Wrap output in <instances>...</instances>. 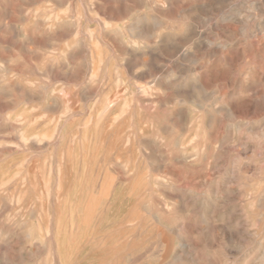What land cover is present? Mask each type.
I'll list each match as a JSON object with an SVG mask.
<instances>
[{
  "label": "rangeland",
  "instance_id": "1",
  "mask_svg": "<svg viewBox=\"0 0 264 264\" xmlns=\"http://www.w3.org/2000/svg\"><path fill=\"white\" fill-rule=\"evenodd\" d=\"M44 1L0 0V185L3 183L0 187V264H172L174 258L178 259V254L180 261L175 259L177 263L174 260V264H244L245 261L246 264H253L255 261L257 264L256 258L263 256L264 259V0H80L81 3L79 0H50L49 3H43ZM47 4H51L50 7ZM41 5L49 10L57 8L54 12L61 13L59 24H43L39 21ZM88 8L90 11L93 9V14H89L91 12ZM123 10L127 12V17L122 14ZM86 11L89 13L85 15ZM98 18L102 21L100 27L103 25L104 28H97ZM226 18L227 21H223ZM136 22L143 31L146 28V35L142 38L131 34L132 37L128 39L142 46V52L132 51L124 42L130 36L127 31L131 26H136ZM83 26L88 29L84 30ZM115 27L124 29L123 37L113 30ZM97 30V37L92 36ZM158 33L161 34L160 37ZM78 35L77 41L75 38L78 39ZM110 40L113 44L111 46ZM87 43L93 45L88 48ZM125 47L128 50L126 53ZM50 48H54V52ZM56 48L58 51H55ZM121 52L124 54L121 55ZM147 52L152 55L146 54ZM113 54L119 57L118 61ZM85 55H89L87 59L90 61L87 62ZM94 58L95 61L98 58L101 60L98 73L93 71ZM107 59L110 62L107 63ZM44 63L47 69L43 68ZM126 63L131 65L127 64L128 67ZM81 65L86 68L82 70L84 74L80 71ZM123 69L127 70L124 72ZM108 73L113 76L110 85L106 82ZM131 73L138 74L139 78L141 74L146 76L138 79V75L132 76ZM92 74L97 77L96 81L103 83L102 87L100 83L93 82L95 79L91 78ZM125 74H128V79ZM43 78H47V82ZM67 80L73 81L77 89ZM171 81L179 82L172 84ZM138 82L146 86V94L143 96L138 94L137 88L144 85L140 86ZM85 85L88 86V91ZM82 92L83 95L79 97ZM52 98L55 99L52 101ZM115 99H118V105ZM135 99L139 101H134ZM97 100L101 101L100 105H97ZM53 102L58 107L55 105L54 108ZM198 102L202 104H197ZM108 103L111 104L105 110ZM203 105L207 112L202 110ZM123 115L124 121L121 118ZM113 117L115 121L112 120ZM115 125L120 126L117 128ZM128 133L133 137L131 134L128 136ZM130 135L132 138H129ZM134 136L136 140L133 139ZM108 137H111L109 141ZM124 137H127L126 141ZM102 142L104 145L114 146H110L109 150V146L105 148ZM117 142H126L123 145L126 146L125 150ZM115 148L116 152H113ZM118 149H121L120 152L123 150V153L117 152ZM183 152L188 157L186 160L182 156ZM136 164L139 168L134 167ZM134 168L137 178L132 177ZM25 171L27 178H24ZM97 171L103 180L97 177ZM111 173L114 174L113 179L118 177V181H111ZM105 174H109L110 178L105 179ZM145 176L150 179L147 177L145 180ZM130 179L131 184L128 182ZM134 179L136 182L133 183ZM100 181L104 182L105 187ZM140 182L143 186L139 185ZM61 184L64 186L63 190ZM97 185L100 189H108L110 186L108 198L106 190H99ZM143 189L145 191L141 192ZM96 190L101 193L98 194ZM72 192L74 197L71 199ZM90 198H102L99 200L100 204L97 203L98 199H93L96 203V211L92 209L91 212L93 215L95 213L93 220L92 217L89 218L93 216L89 211L85 213L87 208L83 209ZM93 200H90V208H94L91 207ZM73 205L76 223L71 231ZM131 206H135L134 210ZM98 212L104 214L98 215ZM84 214L89 215L86 218L90 219V223L82 218ZM150 215L153 220L155 217L158 219L156 224L154 221L151 223ZM136 216V220L139 218L140 221H135ZM127 218L131 221H127ZM82 219L85 220V226L80 229L78 222ZM141 220L147 222L144 224ZM139 222L141 223L137 225ZM120 224L125 227L121 225V229L118 227ZM132 224L134 228L131 227ZM141 224L144 226L140 227ZM80 232H85L87 236L81 241L77 238ZM172 241L183 245L173 249V245L169 244ZM77 242L80 245L85 242L83 247L86 246V250L80 249L82 255L78 251H70ZM181 259L185 262L182 263Z\"/></svg>",
  "mask_w": 264,
  "mask_h": 264
},
{
  "label": "bare ground",
  "instance_id": "2",
  "mask_svg": "<svg viewBox=\"0 0 264 264\" xmlns=\"http://www.w3.org/2000/svg\"><path fill=\"white\" fill-rule=\"evenodd\" d=\"M53 1H54V0H53ZM75 1H77V0H75ZM86 1H87V0H86ZM92 1H93V0H92ZM49 2H50V0H48V1L45 0L43 3H49ZM78 2L81 3L80 0H79ZM84 2H85V1H84ZM137 2H138V1H137ZM137 2H136V3H137ZM142 2H143V0H142ZM218 2H219V1H218ZM82 3H83V2H82ZM88 3H89V2H88ZM140 4H142V3L140 2ZM150 4H151V3H150ZM191 4H192V3H191ZM47 5H49V4H47ZM50 5H51V4H50ZM50 5H49V7H50ZM87 5H88V4H87ZM98 6H99V5H98ZM98 6H97V7H98ZM93 7H94V5H93ZM97 7H96V9H95L96 11H97ZM99 7H100V6H99ZM200 7H201V6H200ZM53 8H54V7H52V9H53ZM159 8H160V7H159ZM180 8H181V7H180ZM26 9H27V8H26ZM28 9H29V8H28ZM39 9L41 10V11H40V16H39V21H40V22H42L43 24L51 23L52 25H54V24H59V23H58V20L60 19L59 16H61V15H60L61 13H60V14L58 13V14H59V15H58L57 13L54 12V11H56L57 8H55V10H54V9H53V10H49V9L46 8V6L42 7V5H41V8H39ZM89 9H90V8H88V10H89ZM125 9H126V8H125ZM182 9H183V8H182ZM229 9H230V8H229ZM60 10H61V9H60ZM98 10H99V9H98ZM126 10H128V9H126ZM183 10H184V9H183ZM186 10H187V9H186ZM190 10H191V9H190ZM83 11H84V10H83ZM89 11H90V10H89ZM89 11H88V12H87V11L84 12L85 15H86V13H89ZM179 11H180V10H179ZM38 12H39V11H38ZM90 12H91V13H89V14H93V13H92V12H93V9H92V11H90ZM235 12H236V11H235ZM237 12H238V11H237ZM237 12H236V13H237ZM84 13H83V14H84ZM94 13H96V12H94ZM125 13H127V12H124V10H123V13H122V14H123L125 17H127V16L125 15ZM219 13H220V12H219ZM233 13H234V12H233ZM65 14H66V13H65ZM83 14H82V16H83ZM129 14H131V12H130ZM129 14H128V15H129ZM95 15H97V14H95ZM229 15H230V14H229ZM64 16H65V15H64ZM70 16H71V15H70ZM72 16H74V15H72ZM124 16H123V17H124ZM145 16H146V15H145ZM147 16H149V15H147ZM227 16H228V15H227ZM76 17H78V16H76ZM86 17H88V16H86ZM86 17H85V18H86ZM90 17H91V16H90ZM97 17H98V16H97ZM97 17H96V18H97ZM188 17H189V16H188ZM224 17H225V16H224ZM228 17H229V16H228ZM232 17H233V16H232ZM23 18H24V17H23ZM66 18H67V17H66ZM69 18H70V17H69ZM82 18H83V17H82ZM85 18H84V19H85ZM99 18H101V17H99ZM99 18H98V20H99ZM170 18H171V17H170ZM235 18H236V15H235ZM262 18H263V17H262ZM127 19H128V18H127ZM139 19H140V18H139ZM224 19H225V18H224ZM224 19H223V21L226 22V21H227V18H226V20H224ZM232 19H233V18H232ZM232 19H230V20L232 21ZM244 19H245V18H244ZM1 20H2V19H1ZM85 20H86V19H85ZM102 20H103V19H102ZM121 20H122V19H121ZM124 20H125V18H124ZM135 20H137V18H136ZM143 20H144V19H143ZM235 20H236V19H235ZM246 20H247V19H246ZM248 20H249V18H248ZM91 21H92V20H91ZM103 21H104V20H103ZM138 21H139V20H137V22H138ZM231 21H230V22H231ZM249 21H250V20H249ZM86 22H87V21H86ZM88 22H90V21H88ZM95 22H96V21H95ZM99 22H100V23H99ZM99 22H98L99 27H97V26H95V27L101 29V28L103 27V25H101L102 27H100V24H102V23H101L102 21L99 20ZM137 22H136V23H137ZM149 22H150V21H149ZM149 22H148V24H149ZM235 22H237V20H236ZM84 23H85V21H84ZM103 23H104V22H103ZM107 23H108V22H107ZM120 23H121V22H120ZM141 23H142V22H141ZM158 23H159V22H158ZM227 23H229V22H227ZM243 23H246V22H243ZM37 24H38V23H37ZM95 24H96V23H95ZM111 24H112V23H111ZM132 24H133V23H131V25H132ZM258 24H259V23H258ZM38 25L41 26L40 23H39ZM74 25H75V24H74ZM116 25H117V24H116ZM119 25H120V24H119ZM129 25H130V23H129ZM143 25H144V24H143ZM151 25H152V24H151ZM247 25H248V21H247ZM261 25H263V24H261ZM127 26H128V24H127ZM148 26H149V25H148ZM148 26H147V29H148ZM186 26H187V25H186ZM244 26H246V25L244 24ZM78 27H79V26H78ZM80 27H81V26H80ZM104 27H105V26H104ZM104 27H103V28H104ZM109 27H110V26H109ZM125 27H126V26H125ZM128 27H129V26H128ZM152 27H153V26H152ZM158 27H159V26H158ZM188 27H189V26H188ZM70 28H71V27H70ZM73 28H74V27H73ZM86 28H87V27H86ZM86 28H85V29H86ZM97 28H95V29H97ZM150 28H151V26L149 27V29H150ZM242 28H243V27H242ZM242 28H241V29H242ZM42 29H44V28H42ZM63 29H64V28H63ZM77 29H78V28H77ZM80 29H81V28H80ZM83 29H84V26H83ZM85 29H84V30H85ZM87 29H88V28H87ZM95 29H94V30H95ZM110 29H112V28H110ZM262 29H263V31H264V28H262ZM49 30L51 31L50 28H49ZM70 30H72V29H70ZM74 30H75V29H74ZM78 30H79V29H78ZM84 30H83V31H84ZM104 30H105V29H104ZM104 30H103L102 32H105ZM113 30H114L116 33L121 34L122 37L124 36V34L122 33L124 29H120L119 27H115ZM125 30H126V29H125ZM155 30H156V28H155ZM244 30H246V28H245ZM248 30H249V29H248ZM257 30H258V27H257ZM80 31H82V30H80ZM99 31H100V30H99ZM126 31H127V30H126ZM241 31H242V30H241ZM46 32H47V31H46ZM86 32H87V31H86ZM88 32H89V30H88ZM127 32H130V36L127 37V40H124L126 47H129L130 49H132V51L141 50V52H142V46H138L137 43H135L133 40H129V39H130V37H132L131 34L143 38V37L146 35V28H145V30L143 31L142 28H141V26L137 23L136 26H131ZM127 32L125 33L126 35H127ZM242 32H243V31H242ZM242 32H241V34H242ZM245 32H246V31H245ZM248 32H249V31H248ZM72 33H74L73 30H72ZM78 33L80 34V32H78ZM97 33H98V30L96 31L95 35H92V34H91V35H92V36H96ZM109 33H110V31H109ZM151 33H152V31H151ZM243 33H244V32H243ZM46 34H48V32H47ZM84 34H85V33H84ZM147 34H148V36H150L149 33H147ZM162 34H163V33H162ZM167 34H168V33H167ZM170 34H172V33H170ZM178 34H179V33H178ZM74 35H75V34H74ZM74 35H73V36H74ZM97 35H98V34H97ZM104 35H105V34H104ZM160 35H161V34L158 33V36H159V37H160ZM175 35H176V34H175ZM58 36H59V35H58ZM75 36H76V35H75ZM111 36H112V35H111ZM113 36H114V35H113ZM115 36H116V35H115ZM166 36H167V35H166ZM168 36H169V35H168ZM198 36H199V35H198ZM51 37H52V36H51ZM66 37H67V36H66ZM96 37H97V36H96ZM96 37H93V38H94V39H97ZM108 37H110V35L107 36V39L109 40ZM122 37H121V38H122ZM98 38H99V37H98ZM128 38H129V39H128ZM135 38H136V37H135ZM75 39L78 41V40H79V35H78V39H77V38H75ZM104 39H105V38H104ZM107 39H106V40H107ZM114 39H115V38H114ZM124 39H125V38H124ZM154 39L156 40L155 37H154ZM73 40H74V39H73ZM76 40H75V41H76ZM166 40H167V39H166ZM166 40H165V41H166ZM168 40H169V37H168ZM172 40H173V39H172ZM172 40H171V43L173 42ZM48 41H49V40H48ZM55 41H56V40H55ZM89 41H90V40H88V42H89ZM110 41H111V40H110ZM116 41H117V40H116ZM169 41H170V40H169ZM180 41H181V40H180ZM107 42H109V41H107ZM121 42H122V41H121ZM137 42H138V41H137ZM64 43H65V42H64ZM75 43H76V42H75ZM78 43H79V42H78ZM141 43H142V42H141ZM144 43H145V41H144ZM52 44H53V43H52ZM52 44H50V45H52ZM55 44H56V42H55L53 45H55ZM57 44H58V43H57ZM73 44H74V43H73ZM87 44H88V43H87ZM96 44H97V43H96ZM108 44H109V43H108ZM111 44H112V41H111V43H110V46H111ZM122 44H123V43H122ZM138 44H140V43L138 42ZM145 44H147V43H145ZM173 44H174V43H173ZM202 44H203V43H202ZM230 44H231V43H230ZM53 45H52V46H53ZM89 45L92 46L93 44H90V43H89V44H88V48H89ZM99 45H100V44H99ZM112 45H113V44H112ZM123 45H124V44H123ZM140 45H141V44H140ZM149 45H150V44H149ZM81 46H82V45H81ZM96 46H97V45H96ZM120 46H121V44H120ZM143 46H144V45H143ZM53 47H54V46H53ZM78 47H79V46H78ZM122 47H123V46H122ZM126 47H125V52H124V53H126V51H128V50H126ZM148 47H150V46H148ZM57 48H58V47H57ZM57 48H56L55 51H58V49H59L60 47H59L58 49H57ZM63 48H64V47H63ZM96 48H97V47H96ZM100 48L102 49L101 46H100ZM112 48H113V47H112ZM50 49H52V48H50ZM50 49H49V50H50ZM83 49H84V48H83ZM90 49H92V48L90 47ZM93 49H94V48H93ZM110 49H111V47H110ZM123 49H124V48H123ZM146 49H147V48H146ZM168 49H169V48H168ZM40 50H41V49H40ZM52 50H53V52H54V48H53ZM111 50H112V49H111ZM182 50H183V49H182ZM59 51H61V50H59ZM81 51H82V48H81ZM83 51H84V50H83ZM105 51H106V50H105ZM121 51H122V50H121ZM43 52H45V51L43 50ZM46 52H47V51H46ZM61 52H62V51H61ZM93 52H94V50H93ZM93 52H91V53L93 54ZM114 52H115V50H114ZM129 52H130V51H129ZM129 52H128V53H129ZM138 52H139V51H138ZM150 52H151V51H150ZM158 52H159V51H158ZM204 52H205V51H204ZM210 52H211V51H210ZM48 53H49V51H48ZM97 53H98V52H97ZM97 53H96V54H97ZM124 53L121 52L120 54L122 55V54H124ZM156 53H157V52H156ZM41 54H43V53H41ZM49 54H51V53H49ZM56 54H57V53H56ZM99 54H100V53H99ZM146 54L150 55L151 53L149 54V53L147 52ZM45 55H46V54H45ZM74 55H75V54H74ZM76 55H77V53H76ZM113 55H114V54H113ZM113 55H112V56H113ZM128 55H129V54H128ZM144 55H145V54H144ZM151 55H152V54H151ZM43 56H44V54H43ZM46 56H47V55H46ZM58 56H59V55H58ZM85 56H86V59H87V56H89V55H85ZM99 56H100V55H99ZM103 56H104V55H103ZM114 56H115V55H114ZM124 56H125V55H123V57H124ZM136 56H140V54H139V55L136 54ZM161 56H162V55H161ZM49 57H50V56H49ZM74 57H76V56H74ZM93 57H94V56H93ZM109 57H110V55H109ZM115 57H117V56H115ZM158 57H159V56H158ZM44 58H45V56H44ZM44 58H42V61H43ZM54 58H55V55H54ZM54 58H53V61H54ZM72 58H73V57H72ZM80 58H82V53H81ZM91 58H92V57H91ZM103 58H104V57H103ZM107 58H108V57H107ZM111 58H112V57H111ZM113 58H114V57H113ZM113 58H112V59H113ZM118 58H119V57H117V61H118ZM124 58H125V57H124ZM130 58H131V57H130ZM135 58L138 59V57H135ZM135 58L132 57V59H135ZM141 58H142V57H141ZM49 59H51V61H52V57H50ZM55 59H56V58H55ZM83 59H84V57H83ZM100 59H101V57H100ZM100 59L98 58V59H96L97 61H95V58H94V62H93V65H92V66H93V71H95V72H97V73H98V71H99V69H100L99 67H101V64L99 65V63H101V60H100ZM160 59H161V58H160ZM61 60H63V59H61ZM76 60H77V57H76ZM76 60H75V61H76ZM84 60H85V59H84ZM105 60H106V59H105ZM105 60H104V61H105ZM113 60H114V59H113ZM139 60H140V59H139ZM51 61H50V62H51ZM58 61H59V60H58ZM75 61H74V62H75ZM85 61H86V60H85ZM88 61H90V60L87 59V62H88ZM104 61H103V62H104ZM133 61H134V60H133ZM142 61H143V60H142ZM152 61H153V60H152ZM155 61H156V60H155ZM44 62H45V61H44ZM55 62H56V61H54V63H55ZM108 62H110V61L107 59V63H108ZM122 62H123V61H122ZM125 62H126V61H125ZM127 62H129V61H127ZM52 63H53V62H52ZM75 63H76V62H75ZM84 63H86V62H84ZM117 63H119V62H117ZM131 63H132V61H131ZM151 63H152V62H151ZM174 63H176V62H174ZM45 64H46V63L43 64V68H45V69L49 68V67H48V64H50L49 61H48V63H47V68H46V66L44 67ZM57 64H58V63H57ZM68 64H69V63H68ZM71 64H72V63H71ZM71 64H70V66H71ZM121 64H122V63H121ZM121 64H119V65H120L122 68H124V66H122ZM127 64L129 65L130 63H126V66H128ZM141 64H142V63H141ZM153 64H154V63H153ZM61 65H62V64H61ZM88 65H89V64H88ZM88 65H87V66H88ZM116 65H117V64H116ZM123 65H124V64H123ZM130 65H131V64H130ZM190 65H191V64H190ZM57 66H58V65H57ZM74 66H75V65H74ZM81 66H82V65H81ZM85 66H86V65H85ZM107 66H108V64H106V69H107ZM144 66H145V65H144ZM67 67H68V65H67ZM83 67H84V66H82V68L80 67L81 70H80V69H79V70L84 74V72H83L82 70H83V69H86V68H83ZM88 67H89V66H88ZM112 67H113V66H112ZM112 67H111V68H112ZM128 67H129V66H128ZM68 68H70V67H68ZM119 68H120V67H119ZM119 68H117V69H119ZM134 68H135V67H134ZM156 68H157V67H156ZM196 68H197V67H196ZM6 69H7V68H6ZM53 69H54V68H53ZM66 69H67V68H66ZM124 69H125V68H124ZM124 69H123V70H124ZM136 69H137V68H136ZM138 69H139V68H138ZM40 70H42V66L40 67ZM43 70H44V69H43ZM51 70H52V66H51L50 71H51ZM54 70H55V69H54ZM72 70H73V69H72ZM79 70L77 71L78 73H79ZM126 70H127V69H126ZM126 70H124V72H125ZM130 70H131V69H129V71H130ZM132 71H133V70H132ZM135 71H136V70H135ZM65 72H66V70H65ZM109 72H110V71H109ZM130 72H131V71H130ZM130 72H129V73H130ZM185 72H186V71H185ZM185 72H184V73H185ZM43 73H45V72H43ZM86 73H87V72H86ZM126 73H127V72H126ZM138 73H139V72H138ZM143 73H144V72H143ZM73 74H74V73H73ZM75 74H76V72H75ZM110 74H111V73H110ZM110 74L108 73L109 77L107 76V77H108V78H107V81H106V82H107V85H110L111 80H112L111 77H113V76H111ZM131 74H132V73H131ZM131 74H130V75H131ZM165 74H166V73H165ZM11 75H12V74H11ZM63 75H64V74H63ZM66 75H67V74H66ZM86 75H88V74H85V76H86ZM99 75H100V73H99ZM99 75H98V76H99ZM122 75H123V74L121 73V76H122ZM125 75H126V74H125ZM133 75H134V74H132V76H133ZM137 75H138V74H137ZM137 75H134V76H137ZM77 76H78V75H77ZM143 76H146V75H143ZM143 76H142V74H141V76H140V78H139V75H138V79H142V78H144ZM147 76H148V75H147ZM73 77H75V75H74ZM82 77H83V76H82ZM88 77H89V76H88ZM115 77H116V76H115ZM127 77H128V74L126 75V78H127ZM148 77L150 78V75H149ZM148 77H147V79H148ZM71 78H72V75H71ZM91 78L95 79V78H97V77H95V74H92V75H91ZM119 78H120V77H119ZM136 78H137V77H136ZM9 79H10V78H9ZM43 79H44V78H43ZM46 79H47V78H46ZM46 79H44V81H46ZM88 79H89V78H88ZM104 79H105V76H104ZM114 79H115V78H114ZM127 79H128V78H127ZM132 79H133V77H132ZM132 79H131L130 81H132ZM138 79H137V80H138ZM150 79H151V78H150ZM150 79H148V80H150ZM169 79H170V78H169ZM47 80H48V79H47ZM49 80H50V79H49ZM69 80H70V78H69ZM84 80H85V79H84ZM133 80H134V79H133ZM137 80H135V81H137ZM151 80H152V79H151ZM151 80H150V82H149L150 84H152V83H151ZM44 81H43V84H45ZM85 81H86V80H85ZM92 81H93V80H92ZM101 81H102V80H101ZM138 81H139V80H138ZM146 81H147V80H146ZM154 81L158 82L157 80H154ZM180 81H181V80H180ZM185 81H187V80H185ZM46 82H47V81H46ZM59 82H60V81H59ZM67 82H68V80H67ZM74 82H75V80H74ZM83 82H84V81H83ZM83 82H82V84H83ZM93 82H98V83H100L99 81H96V79H95V81H93ZM142 82L145 83L144 80H143ZM169 82H170V81H169ZM174 82H179V81H174ZM174 82H173V83H174ZM68 83H72V84H73V81L68 82ZM90 83H91V81H90ZM90 83H89V84H90ZM112 83H113V82H112ZM130 83H131V82H130ZM138 83H139V82H138ZM140 83H141V82H140ZM140 83H139V85L141 86L143 83H142V84H140ZM159 83H160V85H161L162 80H161V82H159ZM159 83H158V85H159ZM171 83H172V81H171ZM171 83H170V85H171ZM173 83H172V84H173ZM181 83H182V82H181ZM185 83H186V82H185ZM75 84H76V82H75ZM79 84H80V83H79ZM85 84H86V83H85ZM93 84H94V83H93ZM102 84H103V83H102ZM102 84L100 83V87H102ZM115 84H116V83H115ZM117 84H118V82H117ZM131 84H132V83H131ZM145 84H146V86H147V83H145ZM154 84H155V83H154ZM164 84H165V83H164ZM182 84H183V83H182ZM16 85H17V84H16ZM68 85H69V84H68ZM87 85H88V84H87ZM105 85H106V84H105ZM143 85H144V84H143ZM152 85H153V84H152ZM156 85H157V84H156ZM175 85H179V84H175ZM54 86H55V85H54ZM73 86H74V84L72 85V87H73ZM79 86H80V85H79ZM79 86H78V89H79ZM82 86H83V85H82ZM85 86H86V85H85ZM85 86H84V87H85ZM88 86H90V85H88ZM88 86H86V87H87V89H86L87 91H88ZM132 86H133V85H132ZM146 86L144 85V87H140V88L138 87V88H137L138 94L140 93V94H142V96H143V94H146V89H145ZM149 86H150V85H149ZM149 86H148V87H149ZM172 86L174 87V85H172ZM180 86H181V85H180ZM10 87H12V86H10ZM43 87H44V85H43ZM68 87H69V86H68ZM72 87H71V88H72ZM74 87L77 89V86H74ZM80 87H81V86H80ZM148 87H147V88H148ZM152 87H153V86H152ZM154 87H156V86H154ZM158 87H159V86H158ZM160 87H161V86H160ZM160 87H159V88H160ZM167 87H168V86H167ZM181 87H182V86H181ZM50 88H51V90L53 89L52 87H50ZM50 88H48V91H50ZM97 88H98V85H97ZM159 88H158V89H159ZM41 89H42V87H41ZM45 89H46V85H45ZM45 89H44V92H47ZM69 89H70V88H69ZM83 89H84V88H83ZM83 89H82V91H83ZM105 89L108 90V88H106V87H105ZM16 90H17V89H16ZM97 90L99 91L100 89L98 88ZM102 90H103V89H101V91H102ZM115 90H116V89H115ZM120 90H121V89H120ZM124 90H125V89H124ZM135 90H136V89H135ZM150 90H151V89H150ZM167 90H168V89H167ZM1 91H2V90H1ZM137 91H136V92H137ZM168 91H169V90H168ZM25 92H26V91H25ZM44 92H43V93H44ZM60 92H61V91H60ZM60 92H59V93H60ZM80 92H81V91H80ZM96 92H97V91H96ZM108 92H109V91H108ZM117 92H118V91H117ZM149 92H150V91H149ZM64 93H65V92H64ZM64 93H63V94H64ZM103 93H104V92H103ZM114 93H115V92H114ZM114 93H113V94H114ZM185 93H186V92H185ZM66 94H67V93H66ZM87 94H89V92H87ZM90 94H91V93H90ZM104 94H105V93H104ZM118 94L120 95L121 92L118 93ZM132 94H133V93H132ZM43 95H44V94H43ZM81 95H83V92L79 95V97H80ZM85 95H86V92L84 93V96H85ZM98 95H99V94H98ZM98 95H97V97H99ZM206 95H207V94H206ZM33 96H36V95H33ZM45 96H46V93H45ZM51 96H52V95H51ZM58 96H59V95H58ZM61 96H62V93H61ZM67 96H68V95H67ZM95 96H96V95H95ZM133 96H134V95H133ZM139 96H140V95H139ZM178 96H179V94H178ZM43 97H44V96H43ZM59 97H60V96H59ZM59 97H58V99H59ZM82 97H83V96H82ZM92 97H93V96H92ZM117 97H119V96H117ZM134 97H135V96H134ZM134 97H133V98L131 97V98L134 99ZM147 97H148V96H147ZM188 97H189V96H188ZM210 97H211V96H210ZM33 98H34V97H33ZM62 98H63V97H62ZM62 98H60V102H61V99H62ZM100 98H101V95H100ZM108 98H109V97H108ZM115 98H116V97H115ZM120 98H121V97H120ZM142 98H143V97H142ZM144 98H146V97H144ZM163 98H164V97H163ZM53 99H55V98H52V101H53ZM85 99H86V97H85ZM106 99H107V98H106ZM112 99H113V98H112ZM124 99H126V98H124ZM138 99H139V98H138ZM138 99H137V100H138ZM149 99H151V98H149ZM174 99H177V97L174 98ZM212 99H213V97H212ZM44 100H45V99H44ZM56 100H57V97H56ZM56 100H55V101H56ZM63 100H64V99H63ZM88 100H89V98H88ZM100 100H101V99H100ZM117 100H118V99H117ZM117 100L115 99L114 101L116 102ZM121 100H123V99H121ZM137 100L135 99L134 101H137ZM97 101L99 102V103L97 102V105H98V104L100 105V104H101V101H99V100H97ZM111 101H112V100H111ZM114 101H113V102H114ZM138 101H139V100H138ZM145 101H146V100H145ZM145 101H144V102H145ZM157 101H158V100H157ZM159 101H160V100H159ZM85 102H87V101H85ZM113 102H112V106H113ZM115 102H114V105H115ZM144 102H142V103L144 104ZM151 102H153V100H151ZM201 102H202V101H201ZM209 102H210V101H209ZM211 102H212V100H211ZM53 103H54V104H52V105H54V108L58 107V105H56L55 102H53ZM56 103H57V102H56ZM93 103H94V102H93ZM95 103H96V102H95ZM124 103H125V102H124ZM131 103H133V102L131 101ZM135 103H136V102H135ZM138 103H140V102H138ZM138 103H137V104H138ZM153 103H155V102H153ZM199 103H200V102H198L197 104H199ZM64 104H65V103H64ZM66 104H67V103H66ZM88 104H89V103H88ZM110 104H111V103H108V104H107V106L105 107V110H107V109L109 108V105H110ZM116 104L118 105V102H116ZM119 104H120V100H119ZM137 104H136V106H137ZM149 104H150V103H149ZM151 104H152V103H151ZM194 104H196V103H194ZM200 104H202V103H200ZM55 105H56V107H55ZM85 105H86V104H85ZM133 105H134V104H132V108L135 109L136 107L134 108ZM156 105H157V104H156ZM204 105H207V104L205 103ZM204 105H203V109H202L203 111H205V110H204V107H205ZM211 105H212V104H211ZM66 106H67V105H66ZM68 106H69V105H68ZM122 106H123V105H122ZM129 106H130V105H129ZM208 107H209V106H208ZM74 108H75V107H74ZM201 108H202V107H201ZM61 109H62V108H61ZM123 109H124V108H123ZM127 109H128V108H126V110H127ZM191 109H192V108H191ZM205 109H206V108H205ZM64 110H66V108H65ZM93 110H94V109H93ZM105 110H104V113H105ZM130 110H131V109H130ZM73 111H74V110H73ZM195 111H197V110H195ZM207 111H208V110H207ZM207 111H205V112H207ZM119 112H120V111H119ZM122 112H123V111H122ZM127 112H128V111H127ZM198 112H199V111H198ZM227 112H228V111H227ZM59 113H60V112H59ZM106 113H107V112H106ZM216 113H217V112H216ZM71 114H72V112H71ZM99 114H100V113H99ZM102 114H103V110H102ZM135 114H136V111H135ZM73 115H74V114H72V117H74ZM78 115H79V114H78ZM116 115H117V114H116ZM126 115H127V114H126ZM132 115H134L133 112H132ZM84 116H85V112H84V114H83V117H84ZM88 116H89V115H88ZM88 116H86V117H88ZM103 116H104V115H103ZM106 116H107V115H106ZM123 116H124V117H121V118H122L123 121H124L125 115H123ZM197 116H198V115H197ZM51 117H52V116H51ZM62 117H63V116H62ZM68 117H71V116H68ZM116 117H117V116H116ZM128 117H129V114H128ZM229 117H230V116H229ZM49 118H50V117H49ZM88 118H89V117H88ZM100 118H101V120H102V117H101V116H100ZM131 118H132V116H131ZM195 118H196V117H195ZM226 118H227V117H226ZM90 119H91V118H90ZM97 119H98V118H97ZM119 119H120V118H119ZM122 119H121V120H122ZM24 120H25V119H24ZM112 120H114V117H113ZM121 120H120V121H121ZM130 120H132V119H130ZM179 120H180V119H179ZM87 121H88V120H87ZM114 121H115V120H114ZM208 121H209V120H208ZM50 122H51V121H50ZM94 122H95V121H94ZM94 122H92V123L94 124ZM118 122H119V121H118ZM121 122H122V121H121ZM129 122H130V121H129ZM149 122H150V121H149ZM206 122H207V121H206ZM33 123H34V121H33ZM102 123H103V121H102ZM102 123H101V125H102ZM116 123H117V122H116ZM116 123H115V124H116ZM210 123H211V122H210ZM234 123H235V122H234ZM237 123L239 124V122H237ZM237 123H235V124H237ZM247 123H248V122H247ZM105 124H107V123H105ZM117 124H118V123H117ZM119 124H122V123H119ZM39 125H40V124H39ZM41 125H42V124H41ZM110 125L112 126L111 123H110ZM122 125H123V124H122ZM136 125H138V124H136ZM229 125H230V124H229ZM241 125H243V124L241 123ZM245 125H247V124H245ZM107 126H108V125H107ZM119 126H120V125H115V127H117V128H118ZM84 127H85V126H84ZM90 127H91V126H90ZM95 127H96V126H95ZM229 127H230V126H229ZM255 127H256V126H255ZM85 128H86V127H85ZM85 128H84V130H85ZM231 128H232V125H231ZM237 128H238V127H237ZM257 128H258V127H257ZM135 129H136V128H135ZM238 129H239V128H238ZM238 129H236V130H238ZM249 129L251 130L250 127H249ZM181 130H182V129H181ZM236 130H235V131H236ZM246 130H247V128H246ZM250 130H249V131H250ZM105 131H106V130H105ZM112 131H113V130H112ZM112 131H109V132H112ZM119 131H120V130H119ZM93 132H94V131H93ZM98 132H100L99 129H98ZM122 132H123V131H122ZM81 133H82V132H81ZM113 133H115V132L113 131ZM131 133H132V132H131ZM131 133H128V136H129V134H131ZM133 133H135V132L133 131ZM138 133H139V131H138ZM108 134H109V133H108ZM104 135H105V137L107 138L106 134H104ZM104 135H103V136H104ZM115 135H116V134H115ZM131 135H132V134H131ZM131 135H130L129 138H132V137H133V135H132V137H131ZM124 136H125V134H124ZM126 136H127V135H126ZM135 136H136V135H135ZM135 136H134V138H133L134 140H136V137H135ZM86 137H87V134H86ZM86 137H85V139H86ZM97 137H98V136H97ZM105 137H104V138H105ZM111 137H112V136H111ZM111 137H108V141L110 140ZM34 138H35V135H34ZM104 138H103V139H104ZM112 138H113V137H112ZM125 138H127V137H124L123 139L125 140ZM144 138H145V137H144ZM35 139H37V138H35ZM46 139H47V138H46ZM61 139H62V137H61ZM66 139H67V138H66ZM90 139H91V138H90ZM41 140H42V139H41ZM73 140H74V138H73ZM78 140H79V138H78ZM78 140H77V142H78ZM80 140H81V138H80ZM100 140H101V139H100ZM106 140H107V139H106ZM113 140H114V138H113ZM121 140H122V139H121ZM121 140H120V142H121ZM134 140H133V142H134ZM174 140H175V139H174ZM33 141H34V140H33ZM84 141H85V140H84ZM103 141H104V140H103ZM108 141H107V142H108ZM122 141H123V140H122ZM125 141H126V140H125ZM130 141H132V140H130ZM130 141L127 142L128 147L130 146ZM8 142H9V141H8ZM41 142H42V141H41ZM85 142H86V141H85ZM104 142H105V141H104ZM104 142H102V144H103ZM107 142H106V144H107ZM110 142H111V141H110ZM114 142H115V140H114ZM173 142H174V141H173ZM175 142H178V140L175 141ZM51 143H52V142H51ZM63 143H64V142H63ZM75 143H76V141H75ZM96 143H99V142H96ZM108 143H109V142H108ZM117 143H118V142H117ZM124 143H126V142H123V144L118 143V144H120V145H118V146H121V145H122V147H123ZM39 144H40V143H39ZM115 144H116V143H115ZM127 144H125V145H127ZM177 144H178V143H177ZM177 144H176V145H177ZM83 145H84V144H83ZM100 145H101V144H100ZM116 145H117V144H116ZM116 145H115V147H116ZM97 146H98V144H97ZM103 146H105V148L109 146V150H110V149H111L110 146H112V148H113L114 145H113V144H112V145L109 144V145L107 146V145H104V144H103ZM35 147H36V146H35ZM91 147H92V146H91ZM99 147H100V146H99ZM125 147H126V146H125ZM125 147H123V149H124ZM175 147L177 148V146H175ZM117 148H119V147H117ZM120 148H121V147H120ZM85 150H86V148H85ZM109 150H108V151H109ZM119 150H121V149H118L117 152H120ZM124 150H125V149H124ZM126 150H127V149H126ZM128 150H129V148H128ZM180 150H181V148H180ZM66 151H67V149H66ZM114 151L116 152V148L113 150V152H114ZM181 151H182V150H181ZM185 151H186V149H185ZM88 152H89V149H88ZM68 153H69V152H68ZM96 153H97V152H96ZM120 153H123V150H122V152H120ZM165 153H166V152H165ZM184 153H185V152H183V155H182V156H183V158L186 160L188 157H186L187 155H185ZM66 154H67V153H66ZM74 154H75V153H74ZM111 154H112V152L110 153V155H111ZM114 154H115V153H114ZM129 154H130V153H129ZM44 155H45V154H44ZM61 155H62V153H61ZM75 155H76V154H75ZM89 155H90V154H89ZM70 156H71V155H70ZM91 156H92V155H90L89 157H91ZM94 156H95V155H94ZM103 156H104V155H103ZM121 156H122V155H121ZM152 156H153V155H152ZM178 156H179V155H178ZM87 157H88V154H87ZM108 157H109V155H108ZM108 157H107V159H109ZM130 157H131V156H130ZM59 158H60V157H59ZM59 158H58V159H59ZM65 158H66V157H65ZM65 158H64V159H65ZM73 158H74V156H73ZM91 158H92V157H91ZM114 158H115V157H114ZM62 159H63V157H62ZM99 159H100V158H99ZM107 159H106V160H107ZM110 159H111V158H110ZM115 159H117V158H115ZM139 159H140V158H139ZM139 159H138V160H139ZM181 159H182V157H181ZM87 160H88V159H87ZM90 160H91V159H90ZM118 160H119V158H118ZM165 160H166V159H165ZM58 161H60V160H58ZM98 161H99V160H98ZM100 161H102V160H100ZM108 161H109V160H108ZM127 161H128V159H127ZM133 161H134V160H133ZM168 161H169V160H168ZM42 162H43V161H42ZM44 162H46V160H44ZM81 162H82V160H81ZM128 162H129V161H128ZM138 162H139V161H138ZM138 162H137V163H138ZM164 162H165V161H164ZM64 163H66V162H64ZM109 163H110V162H109ZM122 163H123V162H122ZM134 163H135V162H134ZM60 164H61V163H60ZM67 164H68V163H67ZM99 164H100V162H99ZM103 164H104V163H103ZM127 164H128V163H127ZM127 164H126L125 167H127ZM72 165H73V164H72ZM115 165H116V164H115ZM115 165H114V166H115ZM121 165H122V164H121ZM139 165H140V163H139ZM167 165H168V164H167ZM57 166L59 167V165H57ZM129 166L131 167V164H130V163H129V165H128V169H130ZM133 166H134V165H133ZM140 166H141V165H140ZM68 167H69V166H68ZM96 167H97V165H96ZM105 167H106V166H105ZM134 167H135V168L138 167V164H136V166H134ZM143 167H144V166H143ZM154 167H155V166H153V168H154ZM32 168H34V164H33V167H32ZM56 168H57V167H56ZM80 168H81V167H80ZM101 168H102V166H101ZM107 168H108V166H107ZM109 168H110V167H109ZM122 168H123V167H122ZM135 168H134V170H135ZM138 168H139V167H138ZM138 168H137V171H138ZM59 169H60V167H59ZM73 169H74V168H72V170H73ZM98 169H99V167L97 168V170H98ZM57 170H58V169H57ZM78 170H79V169H78ZM117 170H118V168H117ZM43 171H44V170H43ZM43 171H42V172H43ZM54 171H55V170H54ZM68 171H69V170H68ZM102 171H103V170H102ZM108 171H109V170H108ZM113 171H114V170H113ZM126 171L129 172V170H127V169H126ZM139 171H140V170H139ZM139 171H138V172H139ZM30 172L32 173L33 171H30ZM56 172H57V171H56ZM61 172H62V170H61ZM65 172H66V169H65ZM95 172H96V171H95ZM95 172H94V173H95ZM109 172H110V171H109ZM140 172H141V171H140ZM146 172H147V171H146ZM70 173H71V172H70ZM104 173H105V172H104ZM114 173H116V171H114ZM124 173H125V172H124ZM135 173H136V170H135V172H134V171L132 172V177H133V178L136 177V174H135ZM57 174H58V173H57ZM79 174H80V173H79ZM111 174H112V177H111V178H110V175H109V174H105V175H104V176H105V179H109V178H110L111 181H112V180L115 181L118 177H117L116 179H113V178H114V174H113V173H111ZM133 174H134V175H133ZM142 174H143V173H142ZM15 175L17 176V173H15ZM25 175H26V171H25ZM97 175H98V176H97ZM97 175H96V176L100 179V176H99L100 174L98 173V171H97ZM119 175H120V172H119ZM119 175H118V176H119ZM139 175H140V174H139ZM144 175H145V174H144ZM16 176H15V177H16ZM57 176H58V175H57ZM69 176H71V175H69ZM101 176H102V175H101ZM121 176H122V175H121ZM125 176H126V175H124V177H125ZM142 176H143V175H142ZM142 176H140V178H141ZM13 177H14V174H13ZM33 177H35V176H33ZM41 177H42V175H41ZM41 177H40V178H41ZM49 177H50V176H49ZM54 177H55V176H54ZM66 177H67V176H66ZM66 177H65V178H66ZM115 177H116V175H115ZM124 177H123V178H124ZM128 177H129V174H128ZM128 177H127V178H128ZM145 177H146V176H145ZM145 177H143V178H145ZM147 177H148V176H147ZM147 177L145 178V180L147 179ZM154 177H155V176H154ZM20 178L22 179V175H21ZM24 178H27V175H26V177H24ZM136 178H137V177H136ZM143 178H142V179H143ZM148 178H149V177H148ZM32 179H34V178H32ZM60 179H61V178H60ZM131 179H132V178H131ZM131 179H130V181H128L129 184H131ZM142 179H141V180H142ZM149 179H150V178H149ZM12 180H13V179H12ZM23 180H24V179H23ZM26 180H27V179H26ZM26 180H25V181H26ZM100 180H103V179H100ZM132 180H133V179H132ZM136 180H137V179H136ZM60 181L62 182L63 180H60ZM76 181H77V180H76ZM76 181H75V182H76ZM98 181H99V180H98ZM114 181H113L112 183H114ZM116 181H118V180H116ZM32 182H33V181H32ZM57 182H58V181H57ZM91 182H92V181H91ZM96 182H97V180H96ZM134 182H136L135 179H134L133 183H134ZM143 182H144V181H143ZM24 183H25V182H24ZM82 183H83V182H82ZM94 183H95V180H94ZM94 183H93V184H94ZM100 183H102V182L100 181ZM103 183H104V182H103ZM103 183H102V186L105 187V185H104ZM35 184H36V183H35ZM108 184H109V183H108ZM140 184L142 185L141 182L139 183V185H140ZM2 185H3V183H1L0 187H1ZM40 185H41V182H40ZM62 185H63V184H61L60 186H61V188H62V190H63V187H64V186H62ZM98 185H99V183H98ZM98 185H97V188H99V190H102V189H103V192L106 190L105 195H107L106 197L108 198L107 191L110 189V188H109L110 186L108 185V186H109L108 189H107V188L104 189V187L100 189V187H98ZM113 185H114V184H113ZM65 186H66V183H65ZM83 186H84V185H83ZM99 186H100V185H99ZM133 186H134V184H133ZM137 186H138V184H137ZM142 186H143V185H142ZM146 186H147V185H146ZM158 186H159V185H158ZM48 187H49V186H48ZM48 187H47V188H48ZM77 187H78V186H77ZM81 187H82V184H81ZM45 188H46V186H45ZM82 188H83V187H82ZM91 188H92V186H91ZM91 188H90V189H91ZM93 188H94V187H93ZM97 188H95V189H97ZM111 188H112V190L114 189L112 186H111ZM77 189H78V188H77ZM123 189H124V188H123ZM66 190H67V189H66ZM91 190H93V189H91ZM99 190H98V191L96 190L97 193L99 192ZM112 190H111V191H112ZM134 190H135V189H134ZM96 191H95V193H96ZM142 191L144 192L145 190L143 189V190H141V192H142ZM108 192H109V195H110L111 192H110V191H108ZM137 192H138V191H137ZM9 193H10V192H9ZM35 193H36V192H35ZM57 193H58V191H57ZM62 193H63V192H62ZM62 193H61V194H62ZM75 193H76V192H75ZM81 193H82V192H81ZM99 193H101V192H99ZM99 193H98V194H99ZM135 193H136V192H135ZM215 193H216V192H215ZM39 194H40V193H39ZM64 194H65V193H64ZM64 194H63V195H64ZM90 194H92V193H90ZM90 194H89V195H90ZM98 194H97V195H98ZM137 194H138V193H137ZM141 194H143V193H141ZM203 194H204V193H203ZM203 194H202V195H203ZM206 194H208V193H206ZM210 194L212 195V193H210ZM97 195H96V196H97ZM102 195H103V194H102ZM127 195H128V194H127ZM129 195H131V194H129ZM60 196H61V195H60ZM90 196H91V195H90ZM90 196H89V197H90ZM98 196L102 197L101 195H98ZM141 196H142V195H141ZM167 196H168V195H167ZM213 196H214V195H213ZM63 197H64V196H63ZM73 197H74V193L72 192V193H71V199H72ZM89 197H87V199H88ZM91 197H92V196H91ZM93 197H95V196H93ZM103 197H104V195H103ZM106 197H105V198H106ZM197 197H200V196L198 195ZM206 197H207V199H208V196H206ZM215 197H216V195H215ZM215 197H213V200H214V201H215ZM55 198H56V197H55ZM140 198H141V197H140ZM140 198H139V199H140ZM200 198H201V197H200ZM200 198H199V200H200ZM93 199H94V200H97L98 198H96V199L93 198ZM93 199L90 198V200H93ZM101 199H102V198H101ZM101 199H98L97 203H99V202H100L99 200H101ZM197 199H198V198H197ZM197 199H196V200H197ZM211 199H212V196H211ZM217 199H218V198H217ZM90 200H89V203H87L88 201L86 202V204H88V205H87V206L85 205L86 207L84 206V208H83L84 210L87 208V211L85 212L86 214L88 213V211H89V214H90L91 212H93V210L96 211V210H95V204H96V203H94V200H93V203L91 204V207L94 206V208H90ZM107 200H108V199H106V201H107ZM220 200H221V199H220ZM42 201L44 202V199H42ZM197 201H198V200H197ZM203 201H204V200H202V202H203ZM205 201H206V200H205ZM56 202H57V201H56ZM147 202H148V201H147ZM248 202H249V200H248ZM63 203H65V202H63ZM199 203H200V202H199ZM204 203H205V202H204ZM56 204H57V203H56ZM60 204H61V201H60ZM93 204H94V205H93ZM99 204H100V203H99ZM104 204H106V203H104ZM107 204H108V203H107ZM62 205H64V204H62ZM134 205H135V204H134ZM204 205H205V204H204ZM64 206H65V205H64ZM78 206H79V205H78ZM96 206H98V205H96ZM107 206H110V205H107ZM166 206H167V205H166ZM134 207H135V206H133V207L131 206V208H133V210H134ZM145 207H146V206H145ZM259 207H260V206H259ZM40 208H41V207H40ZM56 208H57V207H56ZM58 208H59V207H58ZM58 208H57V209H58ZM74 208H75V207H74V205H73V208H71V211H72V217H73V218H72V229H71V231H73V228L75 227V224H74V223H76V221H75V220H76V216L73 214V209H74ZM77 208H78V207H77ZM88 208H90V209H88ZM105 208H106V207H105V205H104V210H105ZM62 209H63V208H62ZM92 209H93V210H92ZM102 209H103V206H102ZM37 210H38V209H37ZM41 210H42V209H41ZM41 210H39V211H41ZM63 210H64V209H63ZM63 210H62V212H63ZM99 210L101 211V209H99ZM99 210H98V211H99ZM131 210H132V209H131ZM20 211H21V210H20ZM150 211H151V210H150ZM42 212H45V210L42 211ZM60 212H61V211H60ZM82 212H83V211H82ZM39 213H40V212H39ZM39 213H38V214H39ZM83 213H84V212H83ZM99 213H100V212H98V215H99ZM242 213H243V211H242ZM86 214H84V217H82L83 219H85L86 217L88 218L89 215L87 216ZM101 214L103 215L104 213L102 212V213H100V215H101ZM132 214H133V213H132ZM132 214H131V215H132ZM149 214H150V213H149ZM151 214H152V213H151ZM36 215H37V214H36ZM40 215H41V214H40ZM43 215H44V213H43ZM90 215H93V214L91 213ZM98 215H97V216H98ZM129 215H130V214H129ZM157 215H158V214H157ZM38 216H39V215H38ZM67 216H68V215H67ZM81 216H83V215H81ZM132 216H133V215H132ZM40 217H41V216H40ZM43 217H44V216H43ZM77 217H79V216H77ZM91 217H92V220H93V217H95V213H94L93 216H90L89 218H91ZM129 217H130V216H129ZM133 217H134V216H133ZM140 217H141V216H140ZM150 217H152V216L150 215L149 218H150ZM260 217H261V216H260ZM48 218H49V217H47V219H48ZM57 218H58V217H57ZM87 218H86V222L89 221V223H90V219L87 220ZM96 218H97V217H96ZM96 218H95V219H96ZM100 218H101V216H100ZM130 218H131V217H130ZM136 218H137V216L135 217V221H137ZM145 218H148V217H145ZM158 218H159V217H158ZM83 219H82L81 222H80V220H79V222H78V223H79V224H78V228H80V229H81V228L83 229L84 226H85V223H83V221L85 222V220H83ZM97 219L99 220V216H98ZM131 219H132V218H131ZM150 219H151V223H152V221H154V224H156L155 222H156V220H158V219H156V217L154 218V220H153L152 218H150ZM43 220H44V219H43ZM45 220H46V219H45ZM92 220H91V221H92ZM128 220L131 221L129 218H127V221H128ZM132 220H133V219H132ZM144 220H145V219H144ZM144 220H143V221H144ZM203 220H204V219H203ZM96 221H97V220H96ZM138 221H140L139 218H138ZM138 221H137V222H138ZM149 221H150V220H149ZM100 222H101V219H100ZM100 222L98 221V223H100ZM141 222H142V220H141ZM141 222L137 223V225L140 224ZM146 222H147V220H146ZM146 222H145V223H146ZM157 222H158V221H157ZM37 223H38V222H37ZM89 223H87V224L89 225ZM130 223H132V222H130ZM142 223H144V222H142ZM145 223H144V224H145ZM149 223H150V222H149ZM133 224H134V222H133ZM133 224H132V226H131L132 228H134V227H133ZM97 225H98V224H97ZM121 225H122V224L118 225V227H120ZM123 225H124V224H123ZM123 225H122V226H123ZM127 225H128V224H127ZM141 225H142V226H140V227H143V226H144L143 224H141ZM147 225H148V224H147ZM147 225H146V227H147ZM149 225H150V224H149ZM45 226H46V225H45ZM122 226H121V227H122ZM134 226H135V225H134ZM159 226H161V225H159ZM121 227H120V228H121ZM123 227H125V226H123ZM161 227H162V226H161ZM161 227H160V228H161ZM93 228H94V227H92V230H94ZM135 228H136V227H135ZM149 228H150V227H149ZM169 228H170V227H169ZM121 229H123V228H121ZM144 229H145V228H144ZM152 229H154V228H152ZM162 229H163V227H162ZM165 229H167V228H165ZM113 230H114V229H113ZM119 230H120V229H119ZM119 230H117V231H119ZM125 230H126V228H125ZM133 230H134V229H133ZM140 230H141V229H140ZM148 230H149V229H148ZM154 230H155V229H154ZM169 230H170V229H169ZM85 231H86V229H85ZM95 231H96V227H95ZM130 231H132V230L130 229ZM145 231H146V229H145ZM152 231H153V230H152ZM167 231H168V230H167ZM111 232H112V230L110 231V233H111ZM123 232H124V231H123ZM126 232H127V231H126ZM134 232H135V230H134ZM162 232H163V231H162ZM171 232H172V231H171ZM246 232H247V231H246ZM248 232H249V231H248ZM256 232H257V231H256ZM129 233H130V232H129ZM145 233H146V232H145ZM254 233H255V232H254ZM99 234H100V233H99ZM106 234H107V233H106ZM121 234H122V232H121ZM146 234H147V233H146ZM165 234H166V233H165ZM174 234H176V233H174ZM251 234H252V233H251ZM28 235H29V234H28ZM92 235H93V233H92ZM160 235H161V234H160ZM228 235H229V234H228ZM246 235H247V233H246ZM249 235H250V234H249ZM253 235H254V234H253ZM253 235H252V236H253ZM119 236H120V235H119ZM250 236H251V235H250ZM255 236H256V235H255ZM258 236H259V234H258ZM44 237H45V236H44ZM86 237H87V236H85V232H84V233H81V232H80V234H79V236H78L77 238H78L79 241H81L80 239H83V238H86ZM89 237H90V236H89ZM222 237H223V236H222ZM248 237H249V236H248ZM74 238H75V236H74ZM102 238H103V237H102ZM102 238H101V239H102ZM115 238H116V236H115ZM117 238H118V237H117ZM146 238H147V237H146ZM256 238H257V236H256ZM90 239H91V238H90ZM101 239H100V241H101ZM105 239H106V238H105ZM134 239H135V238H134ZM142 239L144 240V238H142ZM176 239H177V238H176ZM257 239H258V242L260 243L259 238H257ZM88 240H89V239H88ZM128 240H129V239H128ZM177 240H178V239H177ZM231 240H232V238H231ZM91 241H92V240H91ZM100 241L98 242V244L100 243ZM103 241H104V240H103ZM103 241H102V243H103ZM117 241H118V240H117ZM141 241H142V240H141ZM105 242H106V241H105ZM119 242H120V241H119ZM142 242H144V241H142ZM178 242H181V241L179 240ZM256 242H257V241H256ZM77 243H78V242H77ZM137 243L139 244V242H137ZM137 243H136V244H137ZM30 244H31V243H30ZM80 244H81V243H78L77 245H76V244L73 245V246L70 248V251H71V252H74V253H76V252L78 251L79 255H82V253L80 252V249L84 251V250H86V246L83 247V245L85 244V242H84V244L82 243L83 245H80ZM98 244H96V245H98ZM120 244H121V243H120ZM125 244H126V243H125ZM169 244H172V245H173V249H175V248H177V247L180 248V246L183 245V244H179V243H177V242H175V241H172V243L169 242ZM101 245H102V244H101ZM113 245H114V244H113ZM121 245H122V244H121ZM132 245H133V244H132ZM166 245H167V244H166ZM224 245H225V244H224ZM224 245H223V246H224ZM258 245H259V244H258ZM261 245H262V244H261ZM261 245H260V246H261ZM122 247H123V246H122ZM133 247L135 248V246H133ZM115 248H116V247H115ZM166 248H167V246H166ZM168 248H169V246H168ZM179 248H178V250H179ZM234 248H235V247H234ZM110 249H111V248H110ZM182 249H183V248H182ZM182 249H180V250L182 251ZM58 250H59V249H58ZM237 250H238V249H237ZM59 251H60V250H59ZM130 251H131V249H130ZM171 251H172V250H171ZM228 251H230V250H228ZM126 252H127V250H126ZM175 252H176V250H175ZM184 252H186V251H184ZM116 253H117V251H116ZM171 253H172V255H174L173 252H171ZM186 253H187V252H186ZM180 254H181V253H180ZM258 254H259V253H258ZM176 255H177V254L175 253V256H176ZM182 255H183V254H182ZM258 256H259V255H258ZM176 257H178V259L174 258V260L176 259V260L180 261V260H179V254H178ZM181 258H182V257H181ZM235 258H236V257H235ZM168 259H169V258H168ZM170 259H171V258H170ZM182 259H183V258H182ZM182 259H181V261H182ZM231 259H232V258H231ZM119 260H120V259H119ZM119 260H118V261H119ZM172 260H173V257H172ZM172 260H171V262H172ZM174 260H173V263H172V264H174ZM176 260H175V263H177ZM185 260H186V259H185ZM226 260H227V259H225V261H226ZM233 260L235 261L234 258H233ZM246 260H247V259H246ZM256 260H258V261H257V264H264L263 256H260L258 259L256 258ZM183 261H184V260H183ZM183 261H182V263H183ZM186 261H189V260L187 259ZM193 261H194V260H193ZM229 261H231V260H229ZM229 261H228V262H229ZM237 261H238V260H237ZM241 261H242V260H241ZM247 261H248V260H247ZM184 262H185V261H184ZM189 262H190V261H189ZM245 262H246V261H245ZM245 262H244V264H246ZM253 262H254V261H253ZM255 262H256V261H255ZM255 262H254L253 264H256ZM148 263L150 264V262H148ZM196 263H197V262H196ZM223 263H224V262H223ZM223 263H222V264H223ZM225 263H227V262H225ZM230 263H231V262H230ZM230 263H229V264H230ZM241 263H243V261H242ZM250 263H251V262H249L248 264H250ZM231 264H233V263H231ZM234 264H235V263H234ZM236 264H238V263H236ZM239 264H240V263H239Z\"/></svg>",
  "mask_w": 264,
  "mask_h": 264
}]
</instances>
